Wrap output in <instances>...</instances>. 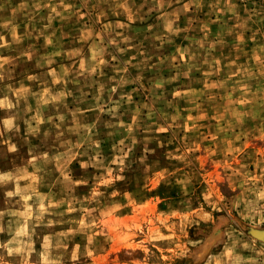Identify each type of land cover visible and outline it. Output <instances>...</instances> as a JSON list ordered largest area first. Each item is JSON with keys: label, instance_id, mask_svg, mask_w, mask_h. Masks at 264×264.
<instances>
[{"label": "rangeland", "instance_id": "rangeland-1", "mask_svg": "<svg viewBox=\"0 0 264 264\" xmlns=\"http://www.w3.org/2000/svg\"><path fill=\"white\" fill-rule=\"evenodd\" d=\"M264 0H0V264H264Z\"/></svg>", "mask_w": 264, "mask_h": 264}, {"label": "water", "instance_id": "water-1", "mask_svg": "<svg viewBox=\"0 0 264 264\" xmlns=\"http://www.w3.org/2000/svg\"><path fill=\"white\" fill-rule=\"evenodd\" d=\"M256 238H258L259 240L264 241V231H256V233L254 234Z\"/></svg>", "mask_w": 264, "mask_h": 264}]
</instances>
